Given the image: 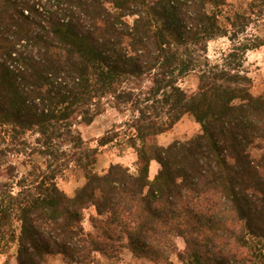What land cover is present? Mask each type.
I'll use <instances>...</instances> for the list:
<instances>
[{
	"label": "trees",
	"instance_id": "16d2710c",
	"mask_svg": "<svg viewBox=\"0 0 264 264\" xmlns=\"http://www.w3.org/2000/svg\"><path fill=\"white\" fill-rule=\"evenodd\" d=\"M226 5L0 0L1 253L16 247V264H113L125 251L151 264H173L172 255L264 264V93L251 94L244 70L264 41L245 34L249 15ZM250 8L262 14L264 0ZM220 38L232 47L213 62L208 44ZM189 74L198 79L191 94L179 85ZM107 107L124 117L123 132L91 146L77 126ZM185 115L199 133L159 146ZM120 136L135 171L115 163L97 172L100 148ZM69 170L84 178L72 197L56 183Z\"/></svg>",
	"mask_w": 264,
	"mask_h": 264
},
{
	"label": "rangeland",
	"instance_id": "374dc122",
	"mask_svg": "<svg viewBox=\"0 0 264 264\" xmlns=\"http://www.w3.org/2000/svg\"><path fill=\"white\" fill-rule=\"evenodd\" d=\"M253 0H226L227 5L224 8V12L233 14L234 12L244 13L250 16V25L246 30V35L249 37H259L264 41V12L260 14L258 9H251V3ZM232 45L228 38H220L212 41L208 44L207 55L211 61H218L220 58L227 54ZM246 62L244 63V70L247 72V76L251 79L252 85L250 92L254 96H258L264 93V46L259 50L249 51L245 56ZM198 84L197 75L189 74L185 78L180 80L179 85L187 93L191 94L195 92ZM124 121V117L116 110L107 107L106 111L98 116L92 124L77 126L82 138L87 141L91 146H96L98 138L109 132L115 131L123 132L119 126ZM180 137L179 141H185L194 137L199 133V129L195 125L193 119L189 115H185L183 121L178 125L177 130L173 131ZM26 159L19 158L14 161V165L21 175L26 172L27 165ZM34 162L41 164L42 161L39 158H34ZM136 156L134 152L125 146V141L120 136L117 141L100 148L97 156V164L95 170L97 172L106 171L111 164L120 163L128 167L132 172L135 171ZM151 165L154 168V173L158 169V165L155 161H152ZM155 175V174H154ZM151 172L150 177L154 176ZM6 180V171L0 170V184ZM56 183L60 190L72 197L77 188L84 184L83 176L74 170L65 172L62 176L56 179ZM93 214L92 210L86 212V220L84 222V228L90 229L88 223V216ZM176 244L179 250L184 248L182 239L176 238ZM98 262L95 264H110V262L97 257ZM173 264H181L176 255L171 256ZM16 264V247L12 246L6 253L0 252V264ZM45 264H66L61 257L49 258ZM113 264H151L146 260L135 258L130 252H123L118 260Z\"/></svg>",
	"mask_w": 264,
	"mask_h": 264
},
{
	"label": "crops",
	"instance_id": "0c3cea01",
	"mask_svg": "<svg viewBox=\"0 0 264 264\" xmlns=\"http://www.w3.org/2000/svg\"><path fill=\"white\" fill-rule=\"evenodd\" d=\"M184 117L170 131H168L166 133H163V134H161V135H159L157 137V143H158L159 146L166 147L170 143H172L173 141L178 140L180 138V137L177 136V133H173V131L177 130L178 125L183 121ZM151 172H152L153 175L155 174L154 173V168L150 164V175H151Z\"/></svg>",
	"mask_w": 264,
	"mask_h": 264
}]
</instances>
